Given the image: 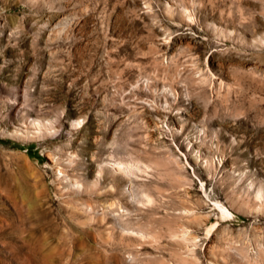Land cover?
I'll return each mask as SVG.
<instances>
[{
	"label": "rangeland",
	"instance_id": "obj_1",
	"mask_svg": "<svg viewBox=\"0 0 264 264\" xmlns=\"http://www.w3.org/2000/svg\"><path fill=\"white\" fill-rule=\"evenodd\" d=\"M0 264H264V0H0Z\"/></svg>",
	"mask_w": 264,
	"mask_h": 264
},
{
	"label": "bare ground",
	"instance_id": "obj_2",
	"mask_svg": "<svg viewBox=\"0 0 264 264\" xmlns=\"http://www.w3.org/2000/svg\"><path fill=\"white\" fill-rule=\"evenodd\" d=\"M73 213H76V210H72Z\"/></svg>",
	"mask_w": 264,
	"mask_h": 264
}]
</instances>
